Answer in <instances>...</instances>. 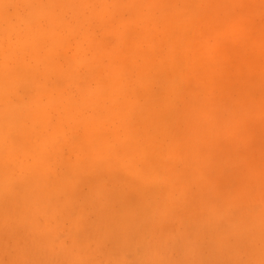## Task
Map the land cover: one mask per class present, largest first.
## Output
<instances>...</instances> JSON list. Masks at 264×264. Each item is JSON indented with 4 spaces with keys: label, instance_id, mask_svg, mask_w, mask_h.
Here are the masks:
<instances>
[{
    "label": "snow or ice",
    "instance_id": "snow-or-ice-1",
    "mask_svg": "<svg viewBox=\"0 0 264 264\" xmlns=\"http://www.w3.org/2000/svg\"><path fill=\"white\" fill-rule=\"evenodd\" d=\"M252 7L0 0V264H264V137L257 169L247 110L229 118L236 154L219 156V138H200L212 119L205 104L185 98L188 119L176 129L154 111L178 92L153 105L140 95L156 59L144 41L154 50L158 33L167 35L169 46L157 55L170 75H179L188 71L181 46L172 42L179 30L251 28L244 10ZM208 8L228 11L211 20ZM259 9L264 50V0ZM105 42L134 57L135 68L98 59ZM260 79L264 112V64ZM114 122L128 130L119 143L109 134ZM121 163L134 167L139 180L132 234L95 226L100 206L110 218L119 211L110 204L109 179H120ZM208 248L220 258L204 259Z\"/></svg>",
    "mask_w": 264,
    "mask_h": 264
},
{
    "label": "bare ground",
    "instance_id": "bare-ground-1",
    "mask_svg": "<svg viewBox=\"0 0 264 264\" xmlns=\"http://www.w3.org/2000/svg\"><path fill=\"white\" fill-rule=\"evenodd\" d=\"M14 2V0H6ZM87 2H103V0H87ZM171 3H196L203 5H252L245 9V14L252 17L251 28H234L228 23L215 24L199 29L185 28L172 37V42L181 46L188 71L179 75H170V67L165 65L162 54L169 46V38L163 33L156 37V47L153 50L149 41H144L146 51L156 57L149 65L151 76L141 89L140 95L144 103L153 105L158 99L164 101L173 90L179 93L173 95L168 102L155 104L154 115L157 121L168 127L183 129L188 119L185 111V98L197 99L205 104L212 113V119L202 125L201 139L219 138L217 154L219 156L235 155L237 145L229 135V118L231 112L242 108L247 110L246 135H250L254 147L249 153L257 169L261 164V141L264 137V112L261 110V79L260 69L264 64V50L261 48V18L259 5L261 0H160ZM228 10L208 8L205 12L208 18L214 20L217 15H223ZM154 31H157L154 29ZM101 45L96 52L97 58L120 60L131 72L136 65L134 57H123L119 54L115 43ZM102 71L111 78L114 72L109 65H102ZM159 92V97L153 90ZM250 91L252 95H250ZM250 106V107H249ZM37 120L42 118V110L34 109ZM127 128L119 122H114L109 134L116 142H122L127 135ZM22 135H26L22 131ZM174 164H180L179 158ZM119 180L109 179L111 191L110 204L119 209L115 218L105 215L103 205L97 210L95 226L99 229H115L127 231L129 234L137 228L136 210L140 204L138 191V175L134 167L120 164ZM197 185L194 192L198 193ZM0 216H2V200H0ZM4 233L0 221V258H3ZM203 258L219 259L211 248L206 249Z\"/></svg>",
    "mask_w": 264,
    "mask_h": 264
}]
</instances>
